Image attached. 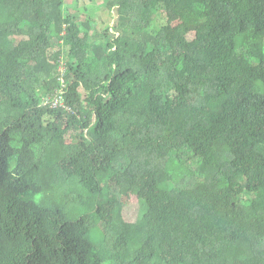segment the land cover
Instances as JSON below:
<instances>
[{"label":"trees","instance_id":"trees-1","mask_svg":"<svg viewBox=\"0 0 264 264\" xmlns=\"http://www.w3.org/2000/svg\"><path fill=\"white\" fill-rule=\"evenodd\" d=\"M104 5L0 0V264H264V0Z\"/></svg>","mask_w":264,"mask_h":264},{"label":"rangeland","instance_id":"rangeland-1","mask_svg":"<svg viewBox=\"0 0 264 264\" xmlns=\"http://www.w3.org/2000/svg\"><path fill=\"white\" fill-rule=\"evenodd\" d=\"M67 9H73L81 15L92 14L96 19V25L98 32H102L107 26L112 27L115 18H112V14L104 5V0H66ZM81 11V12H78ZM264 43V38L260 39ZM253 65H259L260 61L257 59H251ZM84 91V90H83ZM77 141V140H76ZM75 137L68 135L67 142H76ZM145 210V204L140 201L135 194H131L128 198L124 199L123 216L127 222L133 223L139 218V216ZM240 264V263H238Z\"/></svg>","mask_w":264,"mask_h":264},{"label":"built area","instance_id":"built-area-1","mask_svg":"<svg viewBox=\"0 0 264 264\" xmlns=\"http://www.w3.org/2000/svg\"><path fill=\"white\" fill-rule=\"evenodd\" d=\"M111 32L114 33L113 30H111ZM61 72H62L60 77V81L62 83L61 88L58 89L52 97L45 98L44 105H50L52 109H63L69 113H72L73 112L72 107L67 103V98H66L68 94L67 84L65 82L66 70L62 67Z\"/></svg>","mask_w":264,"mask_h":264},{"label":"crops","instance_id":"crops-1","mask_svg":"<svg viewBox=\"0 0 264 264\" xmlns=\"http://www.w3.org/2000/svg\"><path fill=\"white\" fill-rule=\"evenodd\" d=\"M94 17V16H93Z\"/></svg>","mask_w":264,"mask_h":264},{"label":"water","instance_id":"water-1","mask_svg":"<svg viewBox=\"0 0 264 264\" xmlns=\"http://www.w3.org/2000/svg\"><path fill=\"white\" fill-rule=\"evenodd\" d=\"M57 41V40H56Z\"/></svg>","mask_w":264,"mask_h":264}]
</instances>
